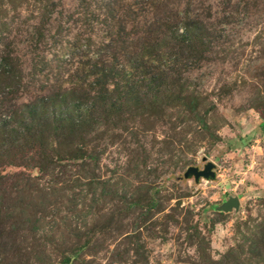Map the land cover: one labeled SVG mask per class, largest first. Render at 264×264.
<instances>
[{
	"label": "rangeland",
	"instance_id": "1",
	"mask_svg": "<svg viewBox=\"0 0 264 264\" xmlns=\"http://www.w3.org/2000/svg\"><path fill=\"white\" fill-rule=\"evenodd\" d=\"M50 1L60 13L45 23L48 34L66 25L61 36L71 41L76 29L62 21L79 0ZM41 4L0 0V57L10 48L31 84L12 96L0 77V116L51 84L30 75ZM186 4L203 52L183 80L207 127L183 106L130 99L86 133L88 164L53 161L40 170L25 166L23 148L0 144V264H264V0ZM208 161L214 178L183 176ZM230 196L238 209L218 213Z\"/></svg>",
	"mask_w": 264,
	"mask_h": 264
},
{
	"label": "trees",
	"instance_id": "2",
	"mask_svg": "<svg viewBox=\"0 0 264 264\" xmlns=\"http://www.w3.org/2000/svg\"><path fill=\"white\" fill-rule=\"evenodd\" d=\"M34 1L42 3L43 12L30 32L34 55L30 75L45 76L51 84L34 89L46 94L0 116V144L9 150L23 148L25 166L47 170L53 161L62 160L88 164L92 154L85 145L86 133L130 99L155 107L183 106L207 127L198 113V95L183 80L184 71L201 61L203 52L196 48L203 42L194 41L202 28L187 15L188 0L184 7V0H79L76 10L62 21L76 29L71 41L61 36L66 25L59 24L54 35L48 34L45 23L60 13L54 2ZM98 25L100 37L94 32ZM46 47L49 57L40 49ZM59 64L65 65L63 72L56 71ZM21 68L10 48L1 55L0 77L7 80L3 93L4 88L12 96L30 90ZM3 101L0 96V107ZM82 247L76 246L72 253Z\"/></svg>",
	"mask_w": 264,
	"mask_h": 264
},
{
	"label": "water",
	"instance_id": "3",
	"mask_svg": "<svg viewBox=\"0 0 264 264\" xmlns=\"http://www.w3.org/2000/svg\"><path fill=\"white\" fill-rule=\"evenodd\" d=\"M214 164L212 162H206L202 169H199L197 166H188L183 173V176L193 177L195 181L203 177L206 179L214 178L215 173L212 170ZM239 207V198L237 196L228 197L222 204L216 207L218 211L228 212L231 209L237 210Z\"/></svg>",
	"mask_w": 264,
	"mask_h": 264
}]
</instances>
